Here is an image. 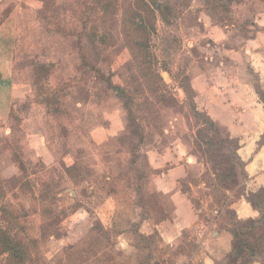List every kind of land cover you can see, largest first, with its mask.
I'll return each mask as SVG.
<instances>
[{
    "label": "rangeland",
    "instance_id": "1",
    "mask_svg": "<svg viewBox=\"0 0 264 264\" xmlns=\"http://www.w3.org/2000/svg\"><path fill=\"white\" fill-rule=\"evenodd\" d=\"M9 1L20 8L17 96L0 130V232L25 256L0 252V264H143L150 253L152 264H183L195 252L194 264H205L197 228L244 222L230 208L256 186L239 170V186L218 188L196 145L205 119L193 106L209 116L207 78L215 87L244 74L257 81L248 61L260 53L252 42L264 34V0H156L173 14L165 22L155 11L146 65L125 33L133 0ZM249 114L264 124L262 112ZM242 131L248 153L264 145V129ZM177 217L189 227L168 246L156 226ZM178 252L188 257L174 262Z\"/></svg>",
    "mask_w": 264,
    "mask_h": 264
},
{
    "label": "crops",
    "instance_id": "2",
    "mask_svg": "<svg viewBox=\"0 0 264 264\" xmlns=\"http://www.w3.org/2000/svg\"><path fill=\"white\" fill-rule=\"evenodd\" d=\"M9 4H11L9 0H0V130H4L6 123L9 121L17 96L16 83L14 82L16 27L13 19H17V16L20 14V8L14 7L9 10L8 8H11ZM257 18L262 17L258 16ZM258 22L261 23L263 21L261 19ZM252 43L253 48L260 51V53L251 51V59L248 61L250 68L258 78L257 81L253 83L251 81L252 76L244 74L240 75L241 77L233 76V79H217L218 86L215 87L210 84L207 78L205 80L206 95L211 101L205 106V111L208 112V115L221 129L227 130L231 136L230 138L240 140L238 154L245 164V175L248 177L245 183H248V188L256 186L253 194H257L264 189V145L260 147L258 144V148L252 149L248 153L250 148L247 151L246 148L250 147L252 142L246 143L245 141L241 143V139L245 140L243 139L245 137L243 136L241 138L240 135H245L246 133H243L242 130L249 131L247 134H250L253 127L257 131L264 129L263 123H257V125L252 126L249 114L252 110L264 114V34L261 35L259 33L258 37ZM213 99L215 100L213 101ZM206 100L208 101V98ZM220 114L222 115L220 116ZM228 114L231 115L228 117ZM237 114L238 117H235ZM230 209L235 211L240 221H245L250 218L258 219L260 216V213L248 200L240 202L234 208ZM184 212L185 208H177L179 217ZM189 212L192 215L191 208ZM196 219L197 216L195 214L192 217L190 215L188 216V220L193 221V223ZM188 227L189 225L186 226V221L177 217L171 221L167 220L164 223L158 224L156 226V233H159L158 235L162 240L170 246L172 242L181 236L182 230ZM231 229V225L229 227H222L220 222L214 223L210 230L208 228H197L198 240L205 241L201 247V253L206 255L205 264L225 263L227 256L232 251L233 235ZM201 233L202 235H200ZM145 236L148 238L150 235L147 234ZM183 253L178 252L176 258H174V262L178 257H188ZM197 253L195 252L191 258H187L183 264H194L193 258ZM200 262L203 264V261ZM253 264H264V256L256 258Z\"/></svg>",
    "mask_w": 264,
    "mask_h": 264
},
{
    "label": "trees",
    "instance_id": "3",
    "mask_svg": "<svg viewBox=\"0 0 264 264\" xmlns=\"http://www.w3.org/2000/svg\"><path fill=\"white\" fill-rule=\"evenodd\" d=\"M151 1L152 5L148 3V0H133L129 3L126 11L125 33L129 36V47L135 59H140L143 65L148 64L150 35L154 29L150 23H152L151 19L155 18V11L160 13L165 22H168L173 14V9L169 5L159 3L156 0ZM109 7L110 5L107 9ZM109 88L116 91L119 96L128 98L122 87L109 83ZM185 91L189 93V89L185 88ZM125 106L130 110L129 116L132 124L134 113L127 104ZM193 112L196 117H204L205 119V124L198 129L196 145L206 164L211 166L210 172L215 176L218 188L230 192L240 185L239 170L245 175V164L238 154L240 142L230 137H224L216 123L209 116L199 112L195 105ZM131 133L138 134L136 130H131ZM17 164L20 167V161H17ZM248 201L260 213V216L258 219L250 218L234 225L231 229L233 235L232 251L223 264H253L256 258L264 255V189L253 194ZM141 238L148 239L145 235H142ZM0 246L1 253L9 255L10 259L15 260L16 263L23 262L24 249H18L20 244L6 231L0 232ZM143 264H152L151 253Z\"/></svg>",
    "mask_w": 264,
    "mask_h": 264
}]
</instances>
